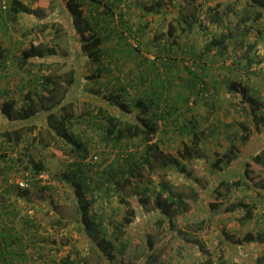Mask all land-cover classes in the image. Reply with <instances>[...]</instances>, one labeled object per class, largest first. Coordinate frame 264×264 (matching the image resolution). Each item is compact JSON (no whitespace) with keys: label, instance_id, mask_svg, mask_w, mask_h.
<instances>
[{"label":"trees","instance_id":"1","mask_svg":"<svg viewBox=\"0 0 264 264\" xmlns=\"http://www.w3.org/2000/svg\"><path fill=\"white\" fill-rule=\"evenodd\" d=\"M65 1L64 11L71 18L72 25L82 40L78 45V63L70 62L69 58L57 62L52 61L54 59L47 61V56L57 54L56 48L48 47L42 42L36 44L35 41L21 47L19 53L8 55L4 59V50L0 44V68L7 70L16 63L24 73L19 86L23 92L20 101L14 95V90L0 87V112L9 120V125L0 131V137L3 142L11 144L12 148L26 142L28 152L24 169L29 172L25 179L27 183H31L34 177H39L48 169L42 160H35L32 156L35 146H48L71 158L72 163L63 172V178L72 185L75 193L81 229L92 241L93 249L105 264L116 257V252L120 249L119 241L137 214L131 201L121 194L125 182L135 180L133 176L136 165L139 164L135 158L138 150L137 139H141L143 145L146 144L145 154L140 162L150 163L152 157L163 159L168 156L163 152L157 134L161 130H167L169 125L176 121L182 114V105L191 103V96L196 100L197 97L212 92L210 85L205 81L209 74V59L204 58L206 55L212 53L219 57L231 49H239L240 60H245L242 69H245V74H249L250 68L260 62L257 44L247 40L252 28L241 27L243 23L253 21L251 25H254L255 22L261 21L264 17V0H246L245 15L240 14V24H235L232 28L221 25L229 18V14H238V9H235L231 1L226 5L223 0H215L213 4L205 7L203 1L198 0H186L182 5L178 3L179 0H154L144 5V8L148 12H161L165 17L164 23L153 31L151 38H145L149 22L138 27L131 24L129 19H123L120 26L111 24L115 19L113 6H120L121 3L131 0H89L95 7L88 11L85 6L87 0ZM97 3L104 5L106 11L99 12ZM175 5L178 6L176 9ZM168 7L172 9L168 11ZM202 8L204 11L201 15ZM250 8L253 10L249 11ZM2 10L5 13V21L11 24L18 23L20 11L29 12L27 5H17L15 2L11 8L6 5ZM123 17L125 18V15ZM212 25L222 26L220 33L209 31ZM193 29H199L208 37L199 52L193 42L188 45L181 43L177 36L178 33L189 35L193 33ZM131 36L134 43L136 41L139 45L133 44ZM112 39L115 45H107ZM145 39L147 40L143 48L140 46V40L145 42ZM142 49L145 55L141 54ZM116 52L118 53L115 54ZM147 52L153 54V58L149 57ZM122 53L126 55L125 59H122ZM14 56L16 57L13 58ZM201 56L202 60H206L203 64L200 61ZM84 57L88 58V63L94 64L92 77L82 76L81 64ZM130 62H134L135 69L131 67L126 70L125 66ZM56 64L65 70L60 72V67L55 66ZM185 74V78L181 77ZM102 75H106L108 80L100 81ZM177 78L185 80L183 87L186 91H179L173 96ZM85 79L95 80L97 84L82 92L81 86ZM212 86L217 87V82H213ZM229 89L240 91L242 96L241 109L245 119H240L238 126L240 143L245 149L242 150L239 143L231 137L224 153L214 159L212 169L217 172L215 174L220 175L219 181L216 182V193L222 195V192L246 186L264 196V101L249 94L242 81L240 86L233 81ZM82 127L84 132H81ZM36 129L31 139H27L26 134ZM87 131L94 134L86 135ZM180 133L189 136V141L182 143L184 149L180 152V158L195 159V150H199L201 143L199 122L193 118L187 119V123L181 125ZM102 152H105L103 157ZM94 154L99 157L97 163L89 160ZM109 154L110 158L106 160ZM171 158L170 161L176 160L174 156ZM19 160L21 164L25 163L23 158ZM125 160L127 167L123 166L125 163L122 164ZM119 161L120 175L115 168V163ZM92 165L101 170L99 174L102 178L98 188H104L107 193L115 189L122 196V202L127 205L126 214L120 223L114 225L111 237L100 222L96 223L98 211H93V201L87 194L93 182L89 172ZM173 170L175 176H182L180 169ZM126 172L129 173L128 177H124ZM1 189L4 193L0 194V212L2 208L15 209V205L8 198L13 197L15 192L19 197L29 194L27 187L11 188L8 185ZM191 191L194 193L195 188L192 187ZM164 194L167 195L164 197ZM6 195L8 196L5 197ZM154 202L162 213L161 218L167 220L170 226H175L178 222L176 217L190 208L186 193L178 184L166 178L160 181ZM217 206L219 203L213 201L210 202L209 208ZM246 206V210L240 209L242 224L253 217L252 206ZM202 212L198 215L200 221L204 220V217L201 218ZM59 221L61 223V219ZM3 228L2 231L0 226V261L3 259L4 264H13L5 256V248H10L11 245L10 242H5V224ZM12 238L16 240L14 236ZM19 238H22V234H18ZM252 239L251 233L247 240ZM232 244L231 240L224 241L226 249L231 246L234 248ZM77 252L82 255L79 250L74 256L69 252L56 264H92L87 254L79 256ZM240 252L238 247L234 250L237 256H241ZM227 260L224 259L222 264H228ZM205 264L212 263L209 261Z\"/></svg>","mask_w":264,"mask_h":264},{"label":"rangeland","instance_id":"2","mask_svg":"<svg viewBox=\"0 0 264 264\" xmlns=\"http://www.w3.org/2000/svg\"><path fill=\"white\" fill-rule=\"evenodd\" d=\"M152 1L154 0H131L125 6L122 5L123 3L120 6L114 5L115 19L111 24L120 26L123 19H129L131 24L138 27L142 23L149 22L145 38H151L153 31L164 23L163 18L165 17L161 12L149 10L148 6L149 12L146 11L144 5ZM185 1L179 0L178 3L182 5L186 3ZM198 1H203L204 6L207 7L215 0ZM223 1L226 5L229 1L233 2L235 9H238V14H229V18L221 25L230 28L235 24L239 25L240 14L245 15L246 0ZM48 2H50L49 7L42 10L39 16L28 15L29 12H27L26 17H22L17 24L9 22L11 35L8 40L12 42L16 39L17 43L21 42L18 52L22 46H28L34 41L37 44L42 42L48 47L56 48L58 54L47 56L45 58L47 61L54 59L52 61L57 62L69 58L70 62L78 63V45L82 40L72 25L71 18L64 11L66 1L43 0L45 4ZM85 6L88 11L93 9L95 4L87 0ZM177 7L175 5L174 9ZM96 8L99 12L106 11L104 5L100 3H97ZM168 9L170 11L172 8L168 7ZM200 10L202 15L204 8ZM251 10L253 8L249 11ZM251 22L243 23L241 28H252L247 40L257 44L260 62L250 68L249 74H245V69L242 70L245 60H240L241 51L239 49H231L219 57H215L216 54L212 53L204 57L209 59L207 62L209 74L205 81L210 85L212 92L199 96L196 100L191 96V103L181 104L182 114L176 121L171 123L167 130H161L157 134L163 152L169 157L163 159L152 157L153 160L150 163L140 162L145 154L146 144L143 145L142 140L137 139L138 150L135 158L138 159L139 164L136 165L134 172L133 179L135 180L125 182L121 191V194L128 198L136 208L137 214L119 241L120 249L116 252V257L105 264H205L209 261L212 264H222L226 258L228 264H264V196L246 186L236 187L229 192H222V195H217L215 187L220 175L215 174L217 172L212 169L214 159L227 149L229 138L233 137L242 150L245 149L240 143V127L238 126V121L245 119V114L241 109L242 96H240V91L229 89L230 83L234 81L240 86V81H242L249 94L264 101V17L254 25H251ZM211 27L209 31L213 32H219L222 28L220 25ZM177 36L181 43L188 45L193 42L197 52L203 49L208 40V37L199 29H193V33L189 35L178 33ZM133 40L131 36L133 44L139 45ZM146 40L145 42L140 40L141 47L144 48ZM113 41L114 39L108 41L107 45H113ZM141 54L145 55V51L143 50ZM147 54L153 58V54L150 52ZM125 56L121 55L122 58ZM136 60H138L137 54ZM200 61L203 64L206 60H202L201 56ZM88 62V58L82 59V76L92 77L94 64L91 65ZM129 65L135 69L134 62H130ZM67 67L69 68V65ZM58 69L60 72L65 70L63 67ZM184 70L188 75V71L185 68ZM186 74L181 77L185 78ZM22 76V71L16 63L7 70L0 69V87L14 90V95L19 101L23 93L18 87ZM106 79V75H102L100 81H106ZM10 81L13 82L10 83ZM184 81L182 78L175 79L177 86L175 85L172 92L173 96H176L179 91H186L183 87ZM213 82H217L218 86L213 88ZM83 83L82 92L96 86L97 81L85 79ZM191 118L199 122L201 143L199 150H195V159H182L180 158V152L184 149L182 143L188 142L189 136L181 135V125ZM8 125L9 120L0 112V131ZM36 131L37 129L31 130L26 134V138L30 140ZM81 132H84L83 127ZM87 132L86 135L94 134ZM25 145L26 142L12 148L11 144L3 142L0 137V188L8 185L11 188H18V181L27 178L29 172L24 169V166L27 162L28 150ZM104 153L102 152V157ZM32 156L35 160H42L46 164L48 178L36 176L27 186L29 194L19 197L15 192L13 197H8L9 201L15 205V209L4 210L2 208L0 212L1 230L4 229L3 224L6 228L5 242H10L12 247L7 249L4 247L5 256L13 264H56L69 252L74 256V253L79 250L82 255L78 252L77 254L79 256L87 254L92 264H103V260L92 247V241L84 235L78 222V204L72 185L63 178V172L72 163L71 158L62 151L48 146L40 148L35 146L32 149ZM171 156H174L176 160L170 161ZM19 158H23L25 163L21 164ZM109 158L110 154L105 159ZM120 163L121 161L115 163L118 175L121 174ZM123 163H125L123 166L127 167V161H122ZM175 168L182 171V176L174 175L173 169ZM100 171L94 165L90 168L89 172L93 182L87 194L93 201V211H98L96 223L100 222L105 232L111 237L114 225L123 220L127 205L122 202V196L115 189L107 193L104 188H98L99 180L102 178ZM128 174L126 172L124 177H128ZM163 178L178 184L186 193V201L190 205L186 212H181L176 217L178 222L175 226H170L167 220L164 221L161 218L162 213L154 202ZM257 178L259 179V176ZM192 187L195 188L194 193L191 191ZM3 193L1 189L0 194ZM165 195L167 194H164V197ZM213 201L219 203V206L209 208L210 202ZM247 204L252 206L253 217L242 224L240 223V209L246 210ZM200 211L202 212L201 218L204 217L201 221L200 216L198 217ZM251 233L253 239L248 241ZM18 234H22L21 239H18ZM13 236L16 238L15 241ZM150 240L152 242H149ZM225 240H231L234 248L231 246L226 249ZM237 247L241 251V256L234 254ZM3 261L5 260L2 259L0 264H4Z\"/></svg>","mask_w":264,"mask_h":264},{"label":"crops","instance_id":"3","mask_svg":"<svg viewBox=\"0 0 264 264\" xmlns=\"http://www.w3.org/2000/svg\"><path fill=\"white\" fill-rule=\"evenodd\" d=\"M13 2L17 3V5H22V4L27 5V7L29 8V13H27L28 11H20L19 12V19L24 17L26 13L28 15L37 16L39 13H42V10L43 11L46 10L50 5V2L45 4V3H43V0H0V44L4 50V54H5L4 59H6L8 55L12 56V55H14V53H16V54L19 53L18 48H20V45H21V42L17 43L16 39H13L12 42L8 40V39H10V35H11V31H10L11 27L8 25L9 22L5 21V19H4L5 13H4V10H2L3 5H7L9 8H11ZM31 10H32V12H31ZM113 45H115L114 41H113ZM23 47H25V46H22V48ZM117 53L118 52H116L115 54H117ZM121 55H123V53ZM122 59H125V58H122ZM129 68H131V65L125 66L126 70ZM0 69H2V67ZM22 75H24L23 72H22ZM107 80H108V78L106 79V81ZM12 82L10 81V83H12ZM12 86H16V85L12 84ZM19 86H20V84L18 85V87Z\"/></svg>","mask_w":264,"mask_h":264},{"label":"built area","instance_id":"4","mask_svg":"<svg viewBox=\"0 0 264 264\" xmlns=\"http://www.w3.org/2000/svg\"><path fill=\"white\" fill-rule=\"evenodd\" d=\"M128 2H129V1H128ZM122 5H123V6L127 5V2H124ZM3 7L5 8L6 5H3ZM34 43L37 44L36 41H35ZM89 160H90L92 163H97V162L99 161V157H98L97 154H96V155L94 154V156H93V157H90ZM46 173H47L46 171H43L42 174L40 175V177L48 178V175H47ZM18 183H19V186L22 187V188H23V187H27V186L29 185V183H27L26 180H20V181H18Z\"/></svg>","mask_w":264,"mask_h":264}]
</instances>
